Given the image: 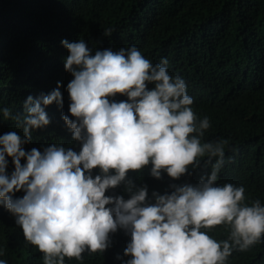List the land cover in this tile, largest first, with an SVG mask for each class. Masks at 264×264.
<instances>
[{"label":"clouds","instance_id":"9594fccd","mask_svg":"<svg viewBox=\"0 0 264 264\" xmlns=\"http://www.w3.org/2000/svg\"><path fill=\"white\" fill-rule=\"evenodd\" d=\"M61 43L68 50L65 69L73 76L66 87L75 119L66 113L62 118L80 150L62 143L43 151L23 147L33 129L49 124L45 106H63L59 87L29 94L22 117L0 108L23 133L0 135V204L13 214L25 241L42 253L43 264L103 253L118 228L131 236L124 248L130 258L122 264H227L234 250L264 240V203L246 202L243 185L217 183L228 141L202 139L210 119L194 112L185 79L168 71L166 57L153 63L135 45L93 54L84 39ZM117 94L128 99H110ZM7 157L15 165L10 174ZM202 161L210 171L197 183L154 191V202L147 199V186L133 192L126 180L129 170L149 164L154 177L166 172L179 178ZM121 182L129 185L128 199L114 188ZM20 190L25 194L14 196ZM217 225L227 229V238L210 235ZM0 264L8 261L0 258Z\"/></svg>","mask_w":264,"mask_h":264},{"label":"trees","instance_id":"16d2710c","mask_svg":"<svg viewBox=\"0 0 264 264\" xmlns=\"http://www.w3.org/2000/svg\"><path fill=\"white\" fill-rule=\"evenodd\" d=\"M64 38L84 39L93 54L135 45L153 63L166 57L168 71L185 79L194 112L210 119L202 139L228 141L217 183L243 185L246 202L258 198L264 203V0H0V108L8 106L13 116L22 117L29 94L38 97L59 87L63 97L62 107L55 101L45 106L50 122L32 130L31 142L23 145L27 151H43L52 143L76 151L82 146L62 118L66 113L75 119L69 111L66 86L73 76L64 66ZM10 131L23 134L15 119L0 112V135ZM7 159L10 174L15 165ZM150 168L129 170L126 178L133 192L147 186L149 202L154 191L170 193L172 185L195 184L210 171L203 161L179 178L166 172L154 177ZM98 172L93 169L94 176ZM128 187L121 182L114 188L128 199ZM24 194L20 190L14 196ZM227 234L221 225L210 233L218 240ZM110 239L103 253H84L81 261L66 258L65 264H122L130 258L124 248L131 236L118 228ZM0 248L8 264H43L42 253L25 241L2 204ZM227 264H264V240L234 250Z\"/></svg>","mask_w":264,"mask_h":264}]
</instances>
